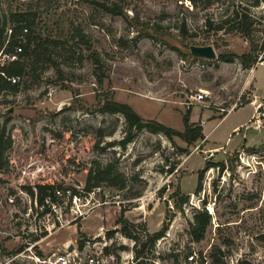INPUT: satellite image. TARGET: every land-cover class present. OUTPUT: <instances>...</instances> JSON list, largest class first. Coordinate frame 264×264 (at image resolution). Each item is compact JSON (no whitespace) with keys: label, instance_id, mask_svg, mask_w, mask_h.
Instances as JSON below:
<instances>
[{"label":"rangeland","instance_id":"374dc122","mask_svg":"<svg viewBox=\"0 0 264 264\" xmlns=\"http://www.w3.org/2000/svg\"><path fill=\"white\" fill-rule=\"evenodd\" d=\"M25 10L39 16L31 48L43 61L26 60L17 91L0 94L12 140L0 169V264H47L64 246L76 264H264V128L245 133L264 113V0H0V20ZM233 10L257 20L250 38L210 29ZM232 53L256 64L222 59ZM110 101L179 132L190 111L205 138L189 145L145 129L123 147L128 123L103 111ZM97 167H110V180L86 192ZM39 185L78 199L55 193L41 209ZM196 215L210 219L200 240ZM163 228L152 246L147 234Z\"/></svg>","mask_w":264,"mask_h":264},{"label":"trees","instance_id":"16d2710c","mask_svg":"<svg viewBox=\"0 0 264 264\" xmlns=\"http://www.w3.org/2000/svg\"><path fill=\"white\" fill-rule=\"evenodd\" d=\"M191 2L197 5V0H191ZM257 4H259V1L257 2ZM102 7L104 8V10L114 15L120 14L109 6ZM38 17L39 16L37 12H33L32 10L12 11L4 14L2 16V19L0 20V53H14L18 47H22L23 49L17 61L5 63L4 66L0 69V72L5 73L6 75L5 78L0 74V94L7 91H17L18 84H12V82L9 81L8 78H20L27 68L26 60L32 58L34 63L36 64L42 63L43 61L42 57L38 54V47L35 46L33 49L31 48V40L34 39L31 37L32 34L35 33L34 30L36 28ZM224 24L227 25L226 31L241 33L246 38H250L253 32L257 31L255 28V25L257 24V20H255V17L249 14H241L239 10H233L232 19L216 26H214V24L212 23H209V27L210 29L213 28L215 31H223L225 30ZM9 25H11L12 27L8 28ZM25 29L28 30L27 33H25L24 31ZM27 39L30 41L29 43L27 42ZM24 40L26 41L25 43ZM239 58L242 59V64L245 69H251L256 64V59H253L248 55L239 57L237 54L232 53L222 56V59H224L226 62H232L235 59ZM102 109L103 111L110 114H122L126 118V121L128 123V131L126 137L121 142V145L123 147H126L128 144L132 143L135 137L145 129L153 133L163 134L171 142L174 141V137H179L189 145L195 144L205 138L203 127L190 122V111L187 112L183 118L185 131L179 132L157 121L145 122L134 111V109L127 104L110 101L105 103ZM2 115L3 114L0 113V118ZM6 125V122L3 125H1L0 123V169L4 164H7V161L3 164L4 152L12 147L11 138H8L5 141ZM111 174L112 171L110 167L103 170H101L99 167L91 169L86 182L85 191L91 192L93 189L99 188L103 182L110 180ZM202 176L203 172H201L199 178V188L202 186ZM37 190L38 203L41 207H45V205H48V200L51 201V203L55 202L56 197L54 188L46 185H39L37 186ZM30 192L32 195L34 194L31 189ZM209 221V216L201 220L200 216L196 215L194 230L192 231V235L196 240H200L203 237L208 227ZM119 223L123 224L122 233L124 236L135 241L138 240V238H135L130 231L128 227L129 223L127 220L121 217ZM166 231V228H163L161 231L154 234H147L152 246H154L157 241L165 236ZM139 264L143 263L140 262Z\"/></svg>","mask_w":264,"mask_h":264},{"label":"built area","instance_id":"2783aa9c","mask_svg":"<svg viewBox=\"0 0 264 264\" xmlns=\"http://www.w3.org/2000/svg\"><path fill=\"white\" fill-rule=\"evenodd\" d=\"M25 33H27L28 30H24ZM25 41V40H24ZM23 51L22 47H18L14 53H7V54H2L0 53V55H8V59L9 62H13V61H17L19 59V55L21 54V52ZM4 66V63L0 64V69ZM1 75H3L6 78L5 73L0 72ZM9 81L12 82V84H17L19 81L18 77H12V78H8ZM204 94L200 93L197 96L194 97V100L196 102H201L202 100H204ZM258 112V111H257ZM264 118V113L258 115V120L257 123L258 124H252V125H257L260 129V127L263 126L264 128V123H262V118ZM56 195H58L59 197H67V198H71L74 197V199H78L77 196H73L72 195V191L71 190H67V191H61V190H56L55 191ZM11 202H14V199L11 198ZM49 200L47 201V204H49ZM44 207H41V209H43ZM79 253L78 251L74 250V252L72 253H53L48 260L46 261L47 264H76V261L79 260ZM86 264H96V260L94 258H90Z\"/></svg>","mask_w":264,"mask_h":264},{"label":"water","instance_id":"95a60500","mask_svg":"<svg viewBox=\"0 0 264 264\" xmlns=\"http://www.w3.org/2000/svg\"><path fill=\"white\" fill-rule=\"evenodd\" d=\"M190 52L196 58H204L209 60H214L217 58L216 52L212 46H191ZM7 113H13V110L12 109L8 110L7 112H5V114ZM249 129L258 130L259 127L257 125H247L245 126V133H247ZM64 247L66 253L74 252L73 246L69 248L68 246H64Z\"/></svg>","mask_w":264,"mask_h":264},{"label":"crops","instance_id":"0c3cea01","mask_svg":"<svg viewBox=\"0 0 264 264\" xmlns=\"http://www.w3.org/2000/svg\"><path fill=\"white\" fill-rule=\"evenodd\" d=\"M250 119H251V118H250ZM250 119H248L247 121H245V122L239 124L238 126H236V127L233 129V131H237L238 129L243 128V127L245 126L246 122H248Z\"/></svg>","mask_w":264,"mask_h":264}]
</instances>
